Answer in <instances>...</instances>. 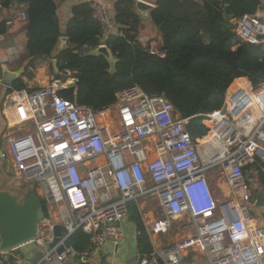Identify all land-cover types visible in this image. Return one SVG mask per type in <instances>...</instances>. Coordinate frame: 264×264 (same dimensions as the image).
<instances>
[{"label":"built area","instance_id":"1","mask_svg":"<svg viewBox=\"0 0 264 264\" xmlns=\"http://www.w3.org/2000/svg\"><path fill=\"white\" fill-rule=\"evenodd\" d=\"M91 9L103 34H119L104 7L94 3ZM16 18L25 21L26 14ZM233 31L242 43H264V19L256 15L236 20ZM147 50L164 57L154 41ZM244 81L225 94L224 113L204 115L207 132L196 140L185 129L188 120L180 119L163 95H147L136 85L118 92L114 105L99 112L61 98L62 84L53 78L25 96L32 130L5 139L2 174L14 178L18 190L32 186L46 214L32 240L0 252V264H31L16 253L29 244L43 253L40 263L88 264L104 244L122 243L128 204L147 198L161 208L147 234L165 233L172 221L187 216L194 234L183 246H200L207 264H264V231L251 214L253 184L260 173L264 178V81L256 88ZM111 109L115 131L104 121ZM212 175L226 184L224 210L212 194ZM55 226L62 231L51 246ZM78 231L89 237L83 251L68 245ZM161 256L152 254L139 264ZM171 257L163 264L179 263L178 253Z\"/></svg>","mask_w":264,"mask_h":264},{"label":"trees","instance_id":"2","mask_svg":"<svg viewBox=\"0 0 264 264\" xmlns=\"http://www.w3.org/2000/svg\"><path fill=\"white\" fill-rule=\"evenodd\" d=\"M134 2L115 0L113 21L119 34H103L100 23L92 17L91 3L73 6L61 33L53 0H17L27 5L23 22L28 42L22 77L33 80L36 63L54 57V80L60 84L68 79L76 81V94L72 88L59 89L57 94L94 112L111 108L118 92L136 85L147 95H163L179 118L188 120L185 129L190 137L201 139L207 132L204 115L222 109L233 81L246 79L253 88L264 81V43H242L233 31L235 24H231L244 15H255L260 2L229 0L230 13L226 15L219 0H157L150 16L160 37L158 50L163 58L151 55L147 45L138 43L142 23ZM6 31V21H1L0 35ZM62 35L67 47L54 56ZM100 45L106 46L115 60L113 72L104 57L86 55ZM65 71L72 72L71 76L67 77ZM241 83L237 80L232 87ZM25 89L18 78L9 91ZM259 183L264 186L262 173ZM251 195L253 198V191ZM40 202L46 214V205ZM127 217L137 230L139 261L150 259L153 248L134 202L128 204ZM68 245L83 251L89 246V237L78 231Z\"/></svg>","mask_w":264,"mask_h":264},{"label":"crops","instance_id":"3","mask_svg":"<svg viewBox=\"0 0 264 264\" xmlns=\"http://www.w3.org/2000/svg\"><path fill=\"white\" fill-rule=\"evenodd\" d=\"M147 4L155 7L157 0H142ZM0 2V22L6 21L7 31L4 35H0V81L2 80L3 69L6 68L9 72L19 73L18 77L13 83L21 78L26 85L25 90L9 91L11 87H5L0 84V149L5 152V139L8 136H19L26 134L32 130V124L29 115L26 113L25 96L31 94L35 90L45 86L47 80L53 78L55 71L53 69L52 61L55 58L46 59L36 63L34 69V78L27 81L22 77L26 65V44L28 42L27 33L24 30V22L16 18L17 13L27 10V5L21 3H10L8 7H4ZM56 6V18L59 22L61 33L71 16V8L80 3L99 4L104 7L109 17L114 16L115 0H53ZM260 6H264V0H259ZM264 19V13L261 14ZM61 37H64L63 35ZM59 37V39L61 38ZM58 39L57 45L53 51L55 56L61 50L67 47L60 43ZM138 43L145 46L150 41L160 44V37L157 30L151 23L141 24L138 34ZM102 46V45H100ZM89 50L88 52H90ZM87 52V53H88ZM54 79V78H53ZM242 81L245 79H237ZM235 80V81H237ZM71 81H67L61 85V88H68ZM234 82V81H233ZM12 83V84H13ZM238 85V84H235ZM37 88V89H36ZM231 91V90H230ZM229 91V93H230ZM4 142V145H3ZM6 187L10 185V178H6ZM212 194L218 204H223L224 197L228 196V190L224 181H217L213 175L210 176ZM254 184L252 191L254 192V208L251 212L255 223L264 231V204L261 207H255V200L257 193L263 190L264 186L258 185L259 189ZM138 212L140 213L142 223L146 230L161 216V208L156 202L155 198L140 199L135 203ZM188 218L183 216L171 222V225L165 233L148 232V238L153 248V254L160 253L158 264H163V259L170 260L174 254L179 255L178 264H207V257L200 246L187 247L183 246L194 234L193 228L187 227ZM123 241L118 246L112 243L104 244L99 251L93 255L88 264H139V255L137 252V230L135 225L128 220V217L122 221ZM29 262V261H28ZM30 263V262H29ZM39 264H77L75 262H48ZM154 264V263H153Z\"/></svg>","mask_w":264,"mask_h":264},{"label":"water","instance_id":"4","mask_svg":"<svg viewBox=\"0 0 264 264\" xmlns=\"http://www.w3.org/2000/svg\"><path fill=\"white\" fill-rule=\"evenodd\" d=\"M219 1L223 5L224 13L229 15V0ZM15 2H17V0H4L2 5L4 7H8L10 3ZM154 8V6L147 4L142 0H135L134 2V11L138 15L142 24L151 23L150 13L154 10ZM262 13H264V6H259L255 15L260 18ZM235 22L236 20H232L231 24H235ZM59 42L65 44L67 39L65 37H61ZM81 55L85 54L82 53ZM86 55L104 57L110 65L111 72H113L115 60L106 46H99L86 53ZM52 64L56 73V60H53ZM2 69L3 73L0 84L5 87H11L13 81L18 77L19 73L9 72L4 66H2ZM75 87L76 81L73 80L69 83L68 88L74 89V94H76ZM225 111L226 104L224 103L221 112L224 113ZM3 157L4 152L0 149V176L4 167ZM263 204L264 188L257 193L255 207H261ZM44 214L40 199L32 186H29L24 190H18L12 182L6 188H3L0 182V252L17 247L32 240L36 236L37 224L44 217ZM61 231L62 228L60 226L54 227V241L51 246L58 241ZM61 251L62 248H59L57 252L60 253ZM16 253L22 255L31 264H39L43 257V253L32 244L20 248V250H17Z\"/></svg>","mask_w":264,"mask_h":264},{"label":"rangeland","instance_id":"5","mask_svg":"<svg viewBox=\"0 0 264 264\" xmlns=\"http://www.w3.org/2000/svg\"><path fill=\"white\" fill-rule=\"evenodd\" d=\"M234 82H235V81H234ZM234 82H233V83H234ZM59 83H60V82H59ZM233 83H232V84L229 86V88L227 89V91H226V95H227V93H228V95H229V91H230L229 89H231ZM244 83H245V81L243 82V84H244ZM243 84H242V85H243ZM238 86H239V85H235V86H233L232 89H231V91H230V94H231L232 92H234L235 89H236ZM104 121H106L107 125L111 128L112 131H115V130H116V128H117V123H116V118H115V112H114L113 109L110 110V113L104 118ZM3 145H4V142H3ZM5 150H6V149H5ZM5 152H6V151H5ZM3 175H4V174H1V176H0V182H1L2 186H3V188H6V179H5V177H4ZM11 180L14 181V178H11ZM17 184H19V183H17ZM258 185H260V183H258V184L256 185L257 189H259ZM253 187H254V184H253ZM221 200H222V201L224 200V204H223V206H222V210H224V209L226 208L225 203H226V201H227V197L225 196L224 199H221Z\"/></svg>","mask_w":264,"mask_h":264},{"label":"bare ground","instance_id":"6","mask_svg":"<svg viewBox=\"0 0 264 264\" xmlns=\"http://www.w3.org/2000/svg\"><path fill=\"white\" fill-rule=\"evenodd\" d=\"M229 95H230V93H229ZM25 108H26V113L28 114V109H27V106L25 105ZM29 115V114H28Z\"/></svg>","mask_w":264,"mask_h":264}]
</instances>
